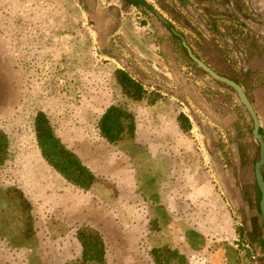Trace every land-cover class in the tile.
<instances>
[{
	"label": "crops",
	"instance_id": "crops-1",
	"mask_svg": "<svg viewBox=\"0 0 264 264\" xmlns=\"http://www.w3.org/2000/svg\"><path fill=\"white\" fill-rule=\"evenodd\" d=\"M101 1L80 2L84 8L90 4L105 14H117L118 26L108 33H112L111 38L123 46L128 43L129 58L171 81L177 89L159 90L166 87L146 81L118 50L105 47L94 54L103 61L92 70L94 75L89 76L90 83L82 95L80 91L74 94L70 86L62 95L57 85L48 101L36 100L30 125L18 139L12 141L6 130L0 129L9 141L0 174L9 165L17 170L12 178L8 173L0 177V232L7 234L1 239L8 249L2 263L264 264V236L256 242L249 238L252 229L239 194L232 189L228 176L214 173L218 162L206 158L205 153L214 157L211 151H216V143L202 127L185 126L191 123L184 111L188 106L184 97L190 96L196 111L225 127L222 131L234 120L232 109L229 112L226 105L223 116L220 98L205 101L196 86L187 83L185 65L169 70L161 47H156L155 33L124 31L126 21L138 19L123 14L124 0H106L105 5ZM257 8L253 7L256 13ZM112 14L108 17L113 18ZM80 51H73L72 56ZM245 56L243 53L240 59ZM255 58H247L248 67L255 70L257 66L264 78V59ZM6 62L3 56L4 65ZM118 71L143 79L141 99L125 94L116 78ZM249 96L264 131V86L255 87ZM112 106L130 117L121 138L113 143L99 129L101 118ZM39 112L46 116L62 146L92 174L87 190L76 186L43 157L34 129ZM9 185H15L25 208L16 215L10 210ZM26 205L31 212L33 207L39 222L28 239L24 238ZM79 231L100 234L102 263H83ZM15 239L27 243H13L12 248ZM11 249L21 252L12 256Z\"/></svg>",
	"mask_w": 264,
	"mask_h": 264
},
{
	"label": "rangeland",
	"instance_id": "rangeland-1",
	"mask_svg": "<svg viewBox=\"0 0 264 264\" xmlns=\"http://www.w3.org/2000/svg\"><path fill=\"white\" fill-rule=\"evenodd\" d=\"M80 1L0 0V129H5L12 141L18 139L20 133L30 125L36 100L39 103L48 101L57 85L64 92L62 95L70 89L69 86L74 89V94L88 86L89 76L94 75L92 70H96V65L103 61L94 54L105 47L118 50L126 63L129 62L140 70L138 74L146 81L151 80L166 87L163 90L172 89V92L177 89L171 81L152 73L140 61L129 58L128 43L125 42L123 46L115 37L111 38L110 32H114L118 26L117 14L111 12L105 14L104 11L90 7V4L84 8ZM104 1L106 0L101 1L102 5H105ZM133 1H136L135 4H128L125 1L122 11L128 17L133 19L137 17V23L126 21L124 31H134L139 35L155 33L156 47H161L163 59L169 70L185 65L187 83L195 85L205 101L220 98L223 106L220 113L223 116L226 105L229 112L232 109L234 120L222 131L221 128L225 127L196 111L197 105L191 102L190 96L184 97L188 103L187 110L184 111L191 123L190 125L187 122L185 126L202 127L211 135L212 141L216 143V151H211L214 157H211L210 153H205L206 158L218 162L216 166L214 165V173L228 176L232 189L239 194L246 209V220L252 229L249 238L257 240L264 236V230L261 229L262 220L258 210L260 199L253 176L258 145L252 137V123L235 102L232 90L216 82L197 67L188 58L180 39L172 35L169 29L171 27L180 35L208 66L214 70L218 69L216 72L223 76L241 82L250 94L255 87L264 86V78L257 70V66L255 70H240V55L246 53L242 48L245 49L244 46L247 44L251 46V50L246 53L248 57L250 56L248 60L253 59V54L264 59V49L259 36L252 34L247 28L246 24L251 17L246 0ZM138 1L144 2L146 6ZM110 14L114 17L109 18ZM255 19L256 17H253V22ZM135 27L138 29L135 30ZM78 50H81L79 55L72 56L73 51L77 54ZM3 56L7 61L5 65ZM187 90H190L188 86ZM48 105L50 104H46V107ZM5 111L7 113H4ZM12 168L10 165L5 166L4 172L1 173L3 175L8 173L12 178L17 171H13ZM262 170L264 173V167ZM9 186L11 187L7 188V195L11 201L10 210L16 215L25 208L18 199L15 185ZM26 210L24 238L28 239L30 231L35 229L39 222L36 223L34 218L36 211L33 207L32 212L29 206ZM2 223L3 219L0 217V229ZM15 226L18 228L16 220ZM258 229L261 233L259 237ZM34 233L36 235L35 230ZM4 234L0 232V264H5L1 259L8 252V249L2 246L1 238ZM13 241L12 248L13 243L18 246L27 243L23 239ZM20 252V249H11L12 256Z\"/></svg>",
	"mask_w": 264,
	"mask_h": 264
},
{
	"label": "trees",
	"instance_id": "trees-1",
	"mask_svg": "<svg viewBox=\"0 0 264 264\" xmlns=\"http://www.w3.org/2000/svg\"><path fill=\"white\" fill-rule=\"evenodd\" d=\"M125 1L128 4H135L136 2L133 0ZM133 74L132 76L135 79L127 72L118 71L116 78L128 97L139 100L143 96L141 83L143 79L135 73ZM129 119L130 117L128 114L121 109L114 106L110 107L99 122V129L102 136L112 143L118 141L124 133L126 122H128ZM34 129L38 145L46 161L76 186L87 190L93 182L92 174L82 166L74 154L62 146L54 135L48 119L41 112H39L34 119ZM8 142L7 135L0 131V168L4 165L6 159ZM25 207L27 208L28 206L26 205ZM77 239L82 247L83 263L88 260H95L99 263L103 262L104 245L100 234L97 232L79 231L77 233Z\"/></svg>",
	"mask_w": 264,
	"mask_h": 264
},
{
	"label": "flooded vegetation",
	"instance_id": "flooded-vegetation-1",
	"mask_svg": "<svg viewBox=\"0 0 264 264\" xmlns=\"http://www.w3.org/2000/svg\"><path fill=\"white\" fill-rule=\"evenodd\" d=\"M125 1V0H124ZM142 5H145L146 6V4L144 3V2H142V1H139ZM245 3L247 4V6H248V8H249V11H250V21H252V22H248L246 25H247V28L250 30V31H252L251 33L253 34H255V35H257V36H259V38H260V42H262L261 44H262V48L264 49V0H246L245 1ZM258 5V11H257V13H256V11L253 9V7H255V6H257ZM256 17V19L254 20L255 22H253V17ZM164 23H165V25H168L167 24V22L162 18V17H159ZM169 29H170V31H171V33H172V35H174V36H176V37H178L179 39H180V42L182 43V47L185 49V52H186V54H187V56H188V58L193 62V63H195L190 57H189V55H188V52H187V50H186V48H185V46L183 45V43H185V45L191 50V52H192V54L197 58V59H199L200 61H202L206 66H208L198 55H196V53L194 52V50L191 48V46L189 45V44H187L186 43V41L180 36V35H178V34H176L172 29H171V27H169ZM251 44V43H250ZM245 47V49H242V50H244V52H246V53H248V51L249 50H251V46L249 47V44H247V46H244ZM243 54V53H242ZM241 54V55H242ZM240 55V56H241ZM263 57H264V54H263ZM247 58H250V56L248 57V54H246V56L243 58V59H240V70L242 69V70H244V69H246V70H249V68L247 67L248 66V64H247ZM255 59V55L253 54V60ZM195 65L197 66V64L195 63ZM198 67V66H197ZM212 71H214L215 73H217L219 76H222V77H224V78H227V79H229V80H231V81H233V82H235L236 84H238L241 88H242V90L244 91V93H245V95H246V97L248 98V100H249V102H250V104L252 105V103H251V100H250V96H249V93L247 92V90H245V88H244V86H243V84L241 83V82H239V81H237L236 79H234V78H230V77H226V76H223V75H221V74H219L218 72H216V70H214V69H212L210 66H208ZM200 68V67H199ZM248 68V69H247ZM201 69V68H200ZM202 70V69H201ZM203 71V70H202ZM245 71V70H244ZM204 73H206L205 71H203ZM209 77H211L208 73H206ZM212 78V77H211ZM213 80H215L214 78H212ZM216 82H219V81H217V80H215ZM219 83H221V84H223V85H225V86H227L229 89H231L232 90V92H233V98H234V100H235V102H237V104H238V106L240 107V109L241 110H243L244 112H245V115H247L248 116V118H249V120L251 121V123H252V130H253V122H252V119H251V117H250V115H249V113L247 112V110L245 109V107L239 102V100H238V98H237V96H236V93H235V91L232 89V88H230L228 85H226V84H224V83H222V82H219ZM252 108H253V105H252ZM253 110H254V108H253ZM255 112V111H254ZM256 114V113H255ZM256 117H257V115H256ZM258 119V118H257ZM259 122V121H258ZM258 133H259V135L261 136V139H262V141H263V143H264V131L260 128V125H259V129H258ZM252 137L255 139V141L257 142V145H258V154H257V160L254 162V165H253V176H254V168H255V165H256V163L259 161V159H260V154H259V149H260V145H259V143H258V141H257V139L253 136V133H252ZM262 167H264V164L261 166V168H260V171H261V174H262V176H263V178H264V173H263V170H262ZM254 183H255V187H256V189H257V192H258V196H259V199H260V192H259V189H258V186H257V184H256V180H255V176H254ZM260 201V200H259ZM258 210H259V212H260V209H259V202H258ZM260 215H261V213H260ZM261 220H262V216H261ZM261 229L262 230H264V226H263V222H262V225H261ZM251 233H252V231H251ZM251 233H250V235H249V237H251ZM254 233V232H253ZM261 235V233H260V229H258V237ZM260 238V237H259ZM259 238L257 239V240H252V241H258L259 240Z\"/></svg>",
	"mask_w": 264,
	"mask_h": 264
},
{
	"label": "water",
	"instance_id": "water-1",
	"mask_svg": "<svg viewBox=\"0 0 264 264\" xmlns=\"http://www.w3.org/2000/svg\"><path fill=\"white\" fill-rule=\"evenodd\" d=\"M183 45L185 46L189 57L197 64L198 67H200L203 71L208 73L215 80L228 85L230 88H232L235 91L239 102L245 107V109L247 110V112L249 113V115L252 119V122H253L252 133L260 145V149H259L260 159L255 165L254 176H255L256 184H257L259 192H260L259 209H260V213L262 216V222H263V226H264V178H263L261 171H260L261 166L264 164V143L261 139V136L258 133L259 122H258L256 114L252 108V105L250 104V102H249L248 98L246 97L244 91L242 90V88L238 84H236L235 82H233L227 78L219 76L217 73L212 71L208 66H206L202 61L197 59L192 54L191 50L185 45V43H183ZM122 64L124 65V63H122ZM159 90L164 91L163 89H159Z\"/></svg>",
	"mask_w": 264,
	"mask_h": 264
}]
</instances>
